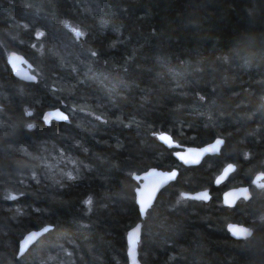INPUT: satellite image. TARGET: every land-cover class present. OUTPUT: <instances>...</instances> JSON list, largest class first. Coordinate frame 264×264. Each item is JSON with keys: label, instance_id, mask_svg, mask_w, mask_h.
<instances>
[{"label": "trees", "instance_id": "16d2710c", "mask_svg": "<svg viewBox=\"0 0 264 264\" xmlns=\"http://www.w3.org/2000/svg\"><path fill=\"white\" fill-rule=\"evenodd\" d=\"M12 51L37 82L14 77ZM55 108L69 122H45ZM161 132L182 146L225 143L185 167ZM71 159L75 181L59 171L75 169ZM228 163L236 170L215 186ZM151 167L179 175L143 222L142 264H264V191L252 185L264 172V0H0V264H129L127 232L140 221L133 174ZM242 185L251 200L223 206L222 193ZM202 189L209 202L180 198ZM230 222L252 236L233 238ZM46 225L17 257L22 237Z\"/></svg>", "mask_w": 264, "mask_h": 264}, {"label": "snow or ice", "instance_id": "6c2138e0", "mask_svg": "<svg viewBox=\"0 0 264 264\" xmlns=\"http://www.w3.org/2000/svg\"><path fill=\"white\" fill-rule=\"evenodd\" d=\"M24 26L26 28L28 27V25H24ZM65 26H67V25H65ZM70 31L75 35V37L77 39H79L80 37L85 35V33L82 32L79 28H72V29H70ZM44 35H45V33L39 29H36L34 31V36L36 38H40ZM32 47L35 48L36 45L33 44ZM91 55L96 56L97 53L92 52ZM9 63H12L13 66H15V62L11 58L9 60ZM28 79L30 81H36L37 75H31L28 77ZM200 99L203 100L204 97L201 96ZM54 113L58 114L60 119H62L64 121L68 120V116L65 115L64 112H61L60 109H58V108H55L52 111L44 114L43 120L45 122H48L50 117H52ZM27 114L31 115V112L29 111ZM97 119H103V117H97ZM25 127L28 129H32L33 127H35V125L33 123H27L25 125ZM159 139L161 141H166L169 144L174 143V141L171 139V137L168 134L163 133V132L159 134ZM223 144H224V139L218 136L211 144L207 145L204 149H188V150H186V152H176L175 155L181 161H183L186 164L193 163V162H196L198 160V157L201 155V152H203V151L216 152L219 150L218 146L223 145ZM248 155H249L248 153H245V156H248ZM61 158L64 160L68 159L67 156L63 155V150H61ZM70 163H72L73 165H76L75 169L68 170L66 172L63 169H60L59 171L61 173L62 179L67 180V181H75L78 179L79 174H80L79 165H77V161L75 159H71ZM234 167L235 166L232 164L227 165V168H229V169H232ZM44 175H45L46 179L54 180L55 183L59 184L60 188L65 187V184L62 183L60 180L54 179L56 176V172H54L52 170L51 166H46V171H45ZM149 175H154V176L158 177V180L156 182L151 183V184H146L143 189H141V188L135 189L136 197H137V200L139 203V214L141 217L145 216L147 214L148 210L152 207V202L155 199V193L157 191L158 186L160 184L166 183L170 179H175L176 170L173 169L171 172L164 173V172H158L157 169L152 168L149 170L148 173L145 174L144 178L147 179V177ZM259 176L264 177V172L259 173ZM31 177L33 180H36L37 183L39 182L37 180L36 171L31 172ZM136 179L139 180V179H141V177L137 176ZM217 182H219V181H217ZM261 187H264V185H261ZM236 191L244 199H246V200L249 199L250 193L248 192V189L246 187H242L240 189H237ZM7 194H8L9 199L15 200L16 195L22 194V193L12 192L11 190H7ZM191 196H192L191 193H187V192H181L180 193V198H190ZM195 197L199 198V199H203V200H208L210 198L208 193H207V190H204L201 193H196ZM92 202L93 201H92L91 196H89L87 199L84 200V203L88 204V205H91ZM16 211H17L18 215H23V211L20 208H17ZM37 211H39V210H37ZM228 227H229V230L232 232V235L237 239L246 240L251 236V230L248 227L239 226L238 228H236L233 225H229ZM51 228H52V225H46L44 228L41 229V232L50 231ZM141 228H142V225L137 223L134 228L130 229L127 232V240H128L127 251H128V257L130 260V264H140V260L137 258L138 257L137 249L139 247L140 239H141ZM38 235L39 234L36 232H28L27 236H25L22 240L19 241V250L17 252V255L23 256L26 252V245H28L32 241H37ZM41 264H44V262L41 261Z\"/></svg>", "mask_w": 264, "mask_h": 264}, {"label": "water", "instance_id": "95a60500", "mask_svg": "<svg viewBox=\"0 0 264 264\" xmlns=\"http://www.w3.org/2000/svg\"><path fill=\"white\" fill-rule=\"evenodd\" d=\"M10 58H11L12 60H14V62H15V66H13L12 63H9ZM7 63H8V65H9L10 68H11L12 74H13L14 77L17 78L18 80L23 81V82H27V83H34V82H37V81H38V78H37L36 81H30V80L28 79L29 76H31V75H35V74L31 72V70H33V66H32V64H31V63L25 58L24 55H22V54H20V53H18V52H16V51H12V52H10V53L8 54V56H7ZM58 109H60V108H58ZM52 110H53V109H52ZM52 110H50V111H52ZM50 111H48V112H50ZM60 111H61V112H64L62 109H60ZM48 112H47V113H48ZM64 114L68 116V114H67L66 112H64ZM49 121L68 122V121H69V116H68V120H67V121H64V120H62V119L59 118V115H58V114L54 113L53 116L50 117ZM49 121H48V122H49ZM161 133H162V132H161ZM163 133H165V132H163ZM159 134H160V133H159ZM159 134H157V138H158V139H159ZM166 134H168V133H166ZM168 135L171 137V139L174 141V143L169 144V143H167L166 141H161L160 139H159V141H160L165 147H167V148H169V149H172V148L176 149V150L174 151V157L177 159V161H178L181 165H183V166H185V167L198 166V165H200V164L203 162V160H204L206 157H208V156H214V155H219V154L221 153V150H222L223 146H224V144L218 146V147H219V150L216 151V152H207V151H203V152H201V155L198 157V160H197L196 162L186 164V163H184L183 161H181V160L175 155L176 152H186V150H188V149H204L207 145L211 144L216 138H215L213 141H211V142H209V143H207V144H205V145H203V146H182V145H180L177 141H175V140L173 139V137H172L170 134H168ZM224 143H225V141H224ZM229 164H232V165H234L235 167L232 168V169H229V168H227V165H229ZM152 168L157 169L158 172H164V173H168V172H171V171L173 170V169H172V170H164V169H160V168H157V167H151V168H149L148 170H146V171H144V172H142V173H140V174L134 173V174H133V179L138 183V185H137L136 188H141V189H143V188L145 187L146 184H151V183L156 182V181L158 180V177H156V176H154V175H149V176L147 177V179L144 178V177H145V174L148 173L149 170L152 169ZM175 170H176V177H175V179H170V180H168L166 183L160 184V185L158 186L157 191H156V193H155V199H154L153 202H152V207L154 206V204H155V202H156V200H157L159 194H160L165 188H167L171 183L175 182V180L177 179V177H178V175H179V170H178V169H175ZM235 170H236V165H235L234 163H228V164H226V165L222 168L221 172L215 177V179H214V185H215V186H219V185L223 184L224 182H226V181L228 180V178L230 177V175H231ZM260 173H261V172H260ZM137 176L141 177V179H139V180L136 179ZM217 181H219V182H217ZM252 185H253L254 187H256L257 189H263V190H264V187H261V185H264V177L259 176V173L256 174V175L254 176V178H253ZM242 187H246V188L248 189V192L250 193V197H249V199H247V200L244 199L243 197H241V196L239 195V193L236 191L237 189H240V188H242ZM136 188H135V189H136ZM204 190H207V193H208V195H209V197H210L208 200H203V199H199V198H196V197H195V194H196V193H201V192H203ZM187 193H191L192 196H191L190 198H185V199H191V200L202 201V202H209L210 199H211V192H210V189H202V190H199V191H195V192H187ZM135 197H136V193H135ZM251 198H252V192H251V187H250L249 185H242V186H238V187H232V188H228V189H226V190L222 193V204H223V206H225V207L233 208V207H235V206L238 204L239 201H241V200H243V201H249V200H251ZM136 203H137L138 210H139V203H138L137 197H136ZM152 207H151V208H152ZM151 208H150V209H151ZM150 209H149V210H150ZM149 210H148V211H149ZM147 214H148V212H147ZM147 214H146L145 216H143V217L140 216V221L137 222V223H139V224H141V225L143 226V222H144V220L146 219ZM229 225H233V226H235L236 228H238L239 226L248 227V228L251 230V236H252V234H253V229L250 228L249 226H247V225H243V224L234 223V222H230V223L227 225V229H228L230 235H231L233 238H235V237L232 235V232L229 230V227H228ZM44 227H45V226H43L42 228H44ZM134 227H135V225H134L132 228H134ZM42 228L37 229V230H31V231H29V232H36V233L39 234L38 237H37V241H38V240H39L44 234H46V233L48 232V231L41 232V229H42ZM132 228H131V229H132ZM51 229H52V228H51ZM129 230H130V229H129ZM141 233H142V228H141ZM27 234H28V233H26V234L22 237V239H23L25 236H27ZM251 236H250V237H251ZM250 237H249V238H250ZM22 239H21V240H22ZM235 239H237V238H235ZM140 240H141V239H140ZM238 240H240V239H238ZM37 241H32V242H30L28 245H26V252H27L28 249H29L33 244H35ZM127 246H128V240H127ZM138 248H139V247H138ZM127 249H128V248H127ZM18 250H19V248H18ZM26 252H25V253H26ZM137 252H138V257H137V258L139 259V250H138V249H137ZM127 256H128V251H127ZM17 257H21V256H20V255H17ZM139 260H140V259H139ZM128 261H129V264H130L129 257H128ZM140 264H142L141 261H140Z\"/></svg>", "mask_w": 264, "mask_h": 264}, {"label": "flooded vegetation", "instance_id": "af4514ba", "mask_svg": "<svg viewBox=\"0 0 264 264\" xmlns=\"http://www.w3.org/2000/svg\"><path fill=\"white\" fill-rule=\"evenodd\" d=\"M67 26H66V28L70 31V29H72L74 26H73V24H70V23H67L66 24ZM74 28H77V27H74ZM71 32V31H70ZM72 33V32H71ZM27 59V58H26ZM28 60V59H27ZM29 61V60H28ZM30 62V61H29ZM31 63V62H30ZM32 64V63H31ZM32 66H33V70H32V72L33 73H35V66L32 64ZM23 82V81H22ZM27 83V82H26ZM74 93V92H73ZM83 104V103H82ZM79 105V102H77V101H74V103H73V108H76L77 106ZM84 105H87V104H84ZM88 111V110H87ZM91 112V111H90ZM92 113V112H91ZM73 119H74V117H73ZM52 122V121H51ZM55 122H58V121H55ZM260 190H263V189H260ZM264 191V190H263Z\"/></svg>", "mask_w": 264, "mask_h": 264}, {"label": "rangeland", "instance_id": "374dc122", "mask_svg": "<svg viewBox=\"0 0 264 264\" xmlns=\"http://www.w3.org/2000/svg\"><path fill=\"white\" fill-rule=\"evenodd\" d=\"M74 28V27H73ZM65 46H66V48L69 50V51H71L72 50V52H73V49H74V47H73V42H70V43H65ZM39 47V46H38ZM241 201H243V200H241Z\"/></svg>", "mask_w": 264, "mask_h": 264}]
</instances>
